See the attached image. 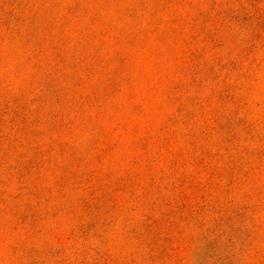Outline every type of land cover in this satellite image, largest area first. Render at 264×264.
<instances>
[{"label":"rangeland","instance_id":"rangeland-1","mask_svg":"<svg viewBox=\"0 0 264 264\" xmlns=\"http://www.w3.org/2000/svg\"><path fill=\"white\" fill-rule=\"evenodd\" d=\"M0 264H264V0H0Z\"/></svg>","mask_w":264,"mask_h":264}]
</instances>
